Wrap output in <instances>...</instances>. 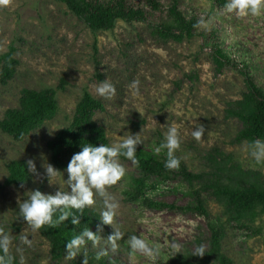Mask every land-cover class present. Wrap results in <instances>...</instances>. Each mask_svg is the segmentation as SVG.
Returning <instances> with one entry per match:
<instances>
[{
	"label": "rangeland",
	"instance_id": "374dc122",
	"mask_svg": "<svg viewBox=\"0 0 264 264\" xmlns=\"http://www.w3.org/2000/svg\"><path fill=\"white\" fill-rule=\"evenodd\" d=\"M179 7L187 18L199 20L197 34L182 42L162 40L152 32L154 24L171 21L172 25L166 5L160 11L150 10L145 22L117 20L112 30L101 31H92L57 0H10L0 5V56L12 45L13 57L19 61L13 79L0 83V120L8 108L18 106L23 89L55 88L64 80L56 95L59 110L52 119L22 140L0 130V184L6 181L9 162L25 160L28 165L31 160L36 166L35 172L28 170L25 183L0 189V230L10 236V255L18 264H90L88 251L96 258L91 264L99 259L105 264H171L176 257L195 264H223L213 255L200 260L192 254L200 246L204 255L213 248V225L223 230L219 253L231 264H264V214L252 222L246 214L242 223L249 229L240 227L226 212L225 203L203 191L208 213L204 217L197 210L196 185L190 186L173 170L165 178L144 180L132 162L121 159L126 174L107 189L119 204L114 224L92 228L98 243L88 241L74 258L67 252L58 260L52 258L46 237L21 222L18 214L31 191H71L68 174L52 163L47 143L72 123L85 89L104 107L94 120L105 129L109 145L137 135L140 151L164 159L167 149L159 154L156 149L174 126L181 139L175 155L188 171L209 172L207 156L217 149L242 171L258 172L264 180V163L250 154V144L234 141L238 123L225 113L229 102L245 91L247 78L264 88V15L239 17L213 7V0H179ZM217 48L230 60L221 74L211 57ZM105 81L115 86L110 98L96 92ZM133 81H139L138 94L130 87ZM200 125L205 132L197 141L192 131ZM48 164L59 172L49 177ZM94 199L87 208L101 218L104 199L99 195ZM145 199L159 207L145 205ZM114 230L122 233L115 250L108 239ZM134 235L159 249L155 261L130 247ZM173 244L181 246L179 253L172 250Z\"/></svg>",
	"mask_w": 264,
	"mask_h": 264
},
{
	"label": "trees",
	"instance_id": "16d2710c",
	"mask_svg": "<svg viewBox=\"0 0 264 264\" xmlns=\"http://www.w3.org/2000/svg\"><path fill=\"white\" fill-rule=\"evenodd\" d=\"M65 3L68 9L92 31L112 30L117 20H123L127 23L145 22L151 11H160L162 6H167V13L171 21L160 22L153 25V34L162 40H174L182 42L186 38H192L197 34L199 20L191 16L187 18L179 7V0H57ZM228 0H213V7L225 9ZM151 10V11H150ZM14 46H9L8 52L0 56L1 71L0 83L6 85L13 79L16 73V67L19 61L13 57ZM212 60L216 66L217 74H221L225 66L230 65V60L224 54L222 49L211 54ZM246 89L241 97L229 102L226 108V117L236 120L238 130L234 141L236 143L247 142L252 145L257 140L264 141V88L256 86L247 78L245 81ZM64 80H61L59 86L55 88L44 89H23L19 97L17 107L8 108L2 120H0V130L15 140H22L30 132L38 129L45 121L54 117L59 110L56 98L57 91L63 89ZM104 109L102 103L95 99L86 89L83 96L77 104L75 116L72 123L57 134L47 143L48 150L51 151V160L57 169L66 170L67 164L73 154L82 150V147L88 143L99 146L108 144L109 139L105 129L99 125L94 116L98 111ZM214 154H219L217 157ZM177 156V155H176ZM220 151L214 149L208 156L209 172H191L188 171L182 159L179 170L173 172L181 179L193 187L197 186L193 194L197 201V210L200 215L208 217L204 209V201L201 198L203 191L210 192L219 202L226 204V212L231 213V218L236 221L240 227H246L242 223V218L248 214L249 221H253L257 215L264 214V180L258 172L251 170L242 171L239 166L231 163V158L224 156ZM136 157L139 165L124 157L123 161L132 162L140 171L144 180L150 178H165L171 170L165 168L167 159H159L157 156L146 155L137 148ZM178 157V156H177ZM219 159V160H218ZM230 165V166H229ZM213 168V171L211 170ZM8 176L2 186L23 184L28 179V165L25 160H13L8 163ZM262 179V180H261ZM143 185L138 190L141 191ZM141 193V192H140ZM140 193L134 197L138 200ZM150 207H159L155 202L143 201ZM234 213V215H233ZM21 222H26L20 212ZM80 217L79 224H73L71 217L66 221L52 227L45 225L40 228L41 234L46 237L51 246L52 258L58 260L66 252L65 245L74 236L79 235L85 229L103 228L102 222L97 212L87 207L82 213H76ZM60 213H56L54 219L58 218ZM213 248L204 256L194 255L200 260H206L211 255L221 260L223 264H231V260L219 253V240L223 235L222 228L217 225L211 226ZM93 252H87L88 262L93 260ZM0 255H3L0 252ZM77 260V259H76ZM12 264H18L14 258ZM98 264H105L104 259H99ZM171 264H195L183 257L174 258Z\"/></svg>",
	"mask_w": 264,
	"mask_h": 264
},
{
	"label": "clouds",
	"instance_id": "9594fccd",
	"mask_svg": "<svg viewBox=\"0 0 264 264\" xmlns=\"http://www.w3.org/2000/svg\"><path fill=\"white\" fill-rule=\"evenodd\" d=\"M10 0H0V5H8ZM228 13H235L239 17L248 15L260 16L264 15V0H228L225 5ZM130 87L136 94L139 92V81H133ZM99 96L110 98L115 94V86L110 82H102L96 88ZM205 132L203 125L195 127L192 136L197 141L202 139ZM142 141L137 135H129L127 138L121 139L119 142L108 144H86L82 150L73 154L67 164V183L71 191H57L55 194H45L40 190L30 192V195L19 205V212L22 218L29 223L34 230H38L45 225L52 227L58 226L59 223L66 221L71 217V222L80 223V217L76 213H82L86 207L95 204V195H99L104 199L105 208L101 212V222L104 225L112 226L114 218L119 208L118 202L108 193L107 189L117 184L126 174V168L121 164L120 158L124 157L131 160L134 164L139 165L136 157L137 146ZM181 139L179 131L176 127L168 129L164 137V142L156 149L157 154L161 149H167V159L165 168L169 170H179L181 160L175 155L177 149L180 148ZM250 154L257 163H264V142L256 141L250 145ZM28 168L35 172V163L28 161ZM49 177L56 175L59 171L51 164L46 167ZM56 213H60L59 217L54 219ZM122 237L119 230H114L108 239L113 249L117 247L116 241ZM88 241L94 244L98 243L99 237L97 232L85 229L79 235L74 236L65 245L68 256L74 258L86 245ZM12 241L9 235L0 230V264H12L13 257L10 255V245ZM130 247L143 253L146 257L155 261L159 257V249H154L145 240L132 236L129 241ZM181 246L172 245V250L176 253ZM192 254L203 256L205 250L203 246L198 247Z\"/></svg>",
	"mask_w": 264,
	"mask_h": 264
}]
</instances>
